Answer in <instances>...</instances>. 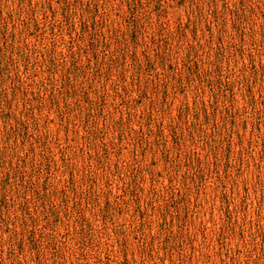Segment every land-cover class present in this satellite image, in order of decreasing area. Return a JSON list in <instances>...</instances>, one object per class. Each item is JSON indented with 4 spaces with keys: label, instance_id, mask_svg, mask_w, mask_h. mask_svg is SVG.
<instances>
[{
    "label": "rangeland",
    "instance_id": "1",
    "mask_svg": "<svg viewBox=\"0 0 264 264\" xmlns=\"http://www.w3.org/2000/svg\"><path fill=\"white\" fill-rule=\"evenodd\" d=\"M0 264H264V0H0Z\"/></svg>",
    "mask_w": 264,
    "mask_h": 264
}]
</instances>
